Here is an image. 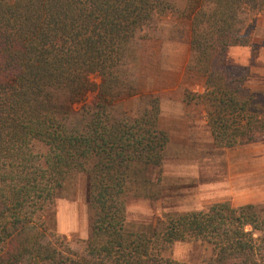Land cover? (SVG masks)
<instances>
[{
	"label": "trees",
	"instance_id": "1",
	"mask_svg": "<svg viewBox=\"0 0 264 264\" xmlns=\"http://www.w3.org/2000/svg\"><path fill=\"white\" fill-rule=\"evenodd\" d=\"M263 12L264 0H0V264H186L166 255L193 242L212 251L203 264H264V205L227 200L147 230L127 220L128 196L152 183L171 141L146 83L165 59L147 60L142 42L170 16L186 26L161 48H189L204 84L183 102L204 108L216 149H235L264 139V87L228 58L251 47ZM79 177L91 217L74 250L45 214Z\"/></svg>",
	"mask_w": 264,
	"mask_h": 264
},
{
	"label": "rangeland",
	"instance_id": "2",
	"mask_svg": "<svg viewBox=\"0 0 264 264\" xmlns=\"http://www.w3.org/2000/svg\"><path fill=\"white\" fill-rule=\"evenodd\" d=\"M179 7L183 8L184 3L179 2ZM255 20L251 47L232 48L228 58L230 65L251 70L259 88L264 87V12ZM184 30L186 26L170 16L158 24L157 32L149 33L150 41L142 42L147 60L153 54L165 59L158 73L149 66L152 76L146 83L162 99L161 127L166 132L172 131L169 133L172 140L164 165L148 173L152 183L140 194L133 193L127 198V220L133 230L161 228L165 214L206 211L232 196H244L246 201L247 198L254 201L256 195L264 199V139L229 150L199 145V140L207 137L199 124L204 108L187 106L183 101L186 91L203 92L204 80L188 71L190 52L186 44L174 41L161 48L163 40L177 39ZM96 81L100 84V79ZM96 101L97 94L91 93L87 104L93 106ZM133 106L134 103L129 104ZM81 108L82 105L77 106L78 111ZM175 113H182L181 118L173 117ZM254 205H264V201ZM90 217L86 179L79 177L46 212L45 221L48 231L61 236L74 250H82L89 238ZM166 256L186 264H203L212 251L199 242L180 243Z\"/></svg>",
	"mask_w": 264,
	"mask_h": 264
},
{
	"label": "crops",
	"instance_id": "3",
	"mask_svg": "<svg viewBox=\"0 0 264 264\" xmlns=\"http://www.w3.org/2000/svg\"><path fill=\"white\" fill-rule=\"evenodd\" d=\"M162 111H163V104H162ZM162 114H163V112H162ZM174 115L175 116H173V117H175L177 119H180L181 117H179V115H182V113H175ZM161 118H162V116H161ZM199 124H201L200 128L203 129L204 133L207 135V137L205 136L203 138V140H199V145L208 146V147H211L212 149H215L214 141H213V138L211 136L210 130H209L208 126H207V122H206V119H205V113L201 115V118L199 120ZM167 132L172 134V131H170V130L167 131ZM171 140H172V138H171ZM247 146H250V145H247ZM242 147H246V146H242ZM242 147H239V148H242ZM247 158H250V157H247ZM259 159H262V158L260 157ZM244 163H245V161L243 160L241 162V164L244 165ZM255 197L256 198L254 199V201L250 200L251 198H247L248 200L246 201V197H244V196H242V197H234V196H232L229 200L231 201L233 207H235V208H239V207H242V206H245V205H249V204H253L254 205V204H258V203L264 201V199H261L260 196L258 197L256 195Z\"/></svg>",
	"mask_w": 264,
	"mask_h": 264
}]
</instances>
